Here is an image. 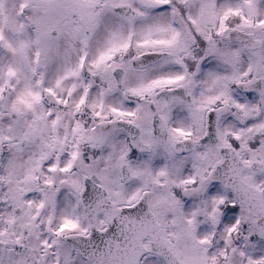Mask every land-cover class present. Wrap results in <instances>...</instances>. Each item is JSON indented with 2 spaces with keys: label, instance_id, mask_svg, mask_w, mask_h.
Wrapping results in <instances>:
<instances>
[{
  "label": "snow or ice",
  "instance_id": "snow-or-ice-1",
  "mask_svg": "<svg viewBox=\"0 0 264 264\" xmlns=\"http://www.w3.org/2000/svg\"><path fill=\"white\" fill-rule=\"evenodd\" d=\"M0 264H264V0H0Z\"/></svg>",
  "mask_w": 264,
  "mask_h": 264
}]
</instances>
